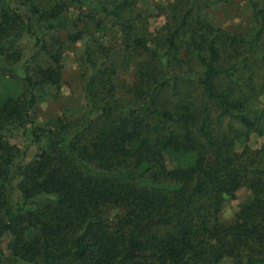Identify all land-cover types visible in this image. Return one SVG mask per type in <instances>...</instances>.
Wrapping results in <instances>:
<instances>
[{"label": "trees", "instance_id": "obj_1", "mask_svg": "<svg viewBox=\"0 0 264 264\" xmlns=\"http://www.w3.org/2000/svg\"><path fill=\"white\" fill-rule=\"evenodd\" d=\"M220 2L0 0V63L21 59L27 32L51 59L23 65L26 89L0 100V264H264V144L249 143L264 134V3L246 0L248 25L228 28L205 13ZM79 41L83 102L38 124V92L61 89ZM20 128L40 145L25 164L9 140ZM169 152L193 162L170 167Z\"/></svg>", "mask_w": 264, "mask_h": 264}, {"label": "rangeland", "instance_id": "obj_2", "mask_svg": "<svg viewBox=\"0 0 264 264\" xmlns=\"http://www.w3.org/2000/svg\"><path fill=\"white\" fill-rule=\"evenodd\" d=\"M173 0H142V4L151 10L156 5H163ZM231 2H220L211 6L205 13L209 14L216 24H222L228 28L233 27H246L248 25L249 10L246 8V0H230ZM264 3V0H261ZM164 16L153 18L152 29L159 28L163 24ZM42 28L36 27L35 31L43 36L48 43L55 42L54 38L64 40L66 38L65 31L47 30L45 34H41ZM104 35L108 38L109 42L117 43L119 41V34L116 29L109 27L104 30ZM35 45V36L29 32L25 33L15 43V49L21 52V59L18 61H7L0 63V100L8 95H17L26 89L23 80V65L35 66L38 63L48 65L51 59L48 55L37 53L33 50ZM84 42L69 44L63 51V85L60 90L53 87L46 86L38 92V103L35 106V118L38 124H46L51 118L60 116L62 114H73L80 107L83 102V70L82 62L80 60L81 54L84 50ZM130 72L120 74L122 79L130 76ZM197 96V94H195ZM200 97V100L203 99ZM253 110L264 117V94L258 96L257 105ZM214 113L217 115L216 107L214 106ZM228 118L225 119L227 123ZM264 122V118H263ZM12 143L17 144L19 148V156L16 159L17 163H27L31 161L37 152L40 145L31 140L29 131L24 129H16L9 139ZM252 146L258 147L264 144V134L251 133L250 142ZM193 160L188 156H178L176 152H169L167 155V163L170 167L178 165H190ZM11 186L16 191L17 180L11 181ZM249 192L242 189L238 192L237 197L232 199L227 197L223 203L220 217L224 223H232L235 219V211L243 200L248 197ZM121 212L117 207H110L108 209V216L114 217ZM218 264H233L231 259H224Z\"/></svg>", "mask_w": 264, "mask_h": 264}]
</instances>
